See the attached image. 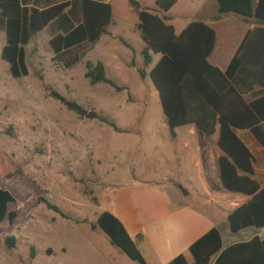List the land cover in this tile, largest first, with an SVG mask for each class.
Instances as JSON below:
<instances>
[{
	"label": "rangeland",
	"instance_id": "rangeland-1",
	"mask_svg": "<svg viewBox=\"0 0 264 264\" xmlns=\"http://www.w3.org/2000/svg\"><path fill=\"white\" fill-rule=\"evenodd\" d=\"M140 1L148 9L157 8L155 0ZM112 5L119 40L107 47L102 42L93 44L74 68L64 69L51 60L48 51L52 49L42 39L52 27L39 45L36 42L40 53L29 50L28 77L13 79L0 63V166L12 157L22 168L17 177L0 180V188L15 197L11 210L18 212L14 225L6 222L2 226L0 264H137L112 245L97 221L101 213L110 211L115 186L135 179L130 167L139 169L145 163L156 169L170 160L163 155L170 141L159 94L152 92L155 89L149 79L142 80L137 69L126 63L133 59V50L123 40L136 51L142 49L141 35L135 29L137 15L129 0H112ZM193 6L180 0L168 14L177 31L193 21ZM216 6L215 0H208L194 20L207 21ZM159 59L155 56L156 62ZM89 61L105 63L108 77L130 89L118 93L105 84L91 86L85 78ZM49 89L116 122L123 133L96 120L80 119L52 99ZM158 178L170 179L175 200L203 207L204 200L194 201L203 193L184 186L189 193L184 196L179 189L176 181L187 178L179 177L177 170ZM42 198L62 214L50 211ZM218 204L225 211L231 208ZM226 226L227 222L221 225L226 243L229 238L259 232L251 228L234 235ZM9 237L17 240L13 250L5 243Z\"/></svg>",
	"mask_w": 264,
	"mask_h": 264
},
{
	"label": "trees",
	"instance_id": "trees-1",
	"mask_svg": "<svg viewBox=\"0 0 264 264\" xmlns=\"http://www.w3.org/2000/svg\"><path fill=\"white\" fill-rule=\"evenodd\" d=\"M216 1L219 6L216 21L235 15L254 20L258 25L247 35L226 72L210 63L217 43L213 28L203 21H194L177 34L166 14L176 7L178 0H156L154 10L144 7L140 0H129L138 18L136 29L145 43L140 54L143 64L137 66L132 61L130 67L137 69L142 80L149 79L158 92L173 140L178 129L189 126H195L202 138L219 134L218 147L223 153L219 158L221 189L251 198L228 218L231 232L238 234L251 228L264 229V189L254 179L256 159L238 136V131H247L264 149V91L259 98V86L264 88V28H259L264 25V0ZM112 25H115L113 6L103 0H0V31L6 34L2 60L9 65L13 79L28 77L26 48L52 27L55 28L50 40L52 61L69 70L82 62L93 44L109 35L108 28ZM122 42L133 50L126 41ZM155 56L160 57L158 62ZM86 69L85 78L91 86L105 84L117 92L127 90L108 77L103 62L89 61ZM49 93L80 119L96 120L123 133L116 122L97 111L86 109L54 89H49ZM201 146L204 148L202 143ZM21 172L20 165L7 157L0 166V180H11ZM40 201L50 211L62 214L47 199ZM14 202V195L0 188V237L6 222L16 223L18 212L11 210ZM97 224L131 261L147 264L139 248L142 238L133 239L111 211L101 213ZM5 243L13 250L17 240L9 237ZM190 252L193 264H264V240L255 237L224 249L218 228L192 245ZM34 253L33 248L32 257ZM170 264L189 263L180 255Z\"/></svg>",
	"mask_w": 264,
	"mask_h": 264
},
{
	"label": "crops",
	"instance_id": "crops-1",
	"mask_svg": "<svg viewBox=\"0 0 264 264\" xmlns=\"http://www.w3.org/2000/svg\"><path fill=\"white\" fill-rule=\"evenodd\" d=\"M188 1L192 2L194 5V18L202 14L200 13L202 8L208 3V0ZM103 2L112 4V0H103ZM179 2L180 0H178L176 7ZM198 2L203 3L199 6ZM216 4L217 8L215 14L207 21H204L217 32V43L210 57V63L223 72H226L247 35L255 30L258 25L254 20L248 21L235 15L225 16L222 20L216 21V18L219 16L217 1ZM168 14H170V12ZM168 14L166 15L168 16ZM194 18L192 22L195 21ZM169 19L170 23L174 25L170 17ZM137 23L138 18L135 24L137 25ZM115 26L116 17L115 25L108 28L109 35L103 36L95 44L102 42V47H107L110 46L111 43L118 41L120 36L114 32ZM183 28L184 27H182L181 31H177L176 29L177 34L182 33L184 30ZM259 28H264V25H259ZM48 29L40 33L26 48L28 64L29 50L33 52L37 49L38 53H40V48L36 46V42L38 45L40 44V40ZM47 33L49 35L42 40L50 45V40L55 33V28H51L50 33ZM5 45L6 34L0 31V63L9 70V65L2 60V50ZM144 48L145 43L143 42L141 50L136 51L133 49V59L126 62L129 67L132 61H135L137 66L143 64L142 60H138V56H140ZM48 53L52 60L54 57L53 51L51 52L49 50ZM106 68L108 75L107 65ZM120 87L126 88V92L130 89L126 85ZM153 91L156 90H152V92ZM263 91L264 88L259 86V98ZM156 93L158 92L156 91ZM129 96H133V94L130 93ZM164 123L168 126L166 120ZM176 133L177 138L173 140L168 126L167 139L170 142L167 151H165L163 155L165 157L170 156V160L166 159V163L164 165L161 164V166L156 169H151L145 163L139 165V169L134 166L130 167L129 171L131 174L133 173L135 179L116 185V189L113 191V204L110 211L124 224L133 239L139 236L142 238L139 248L147 264H170L180 255H184L188 263L193 264L194 258L190 252L192 245L215 228H218L221 232V225L224 222H227V226L229 225L228 218L230 214L237 207L247 203L251 199L250 197L229 193L221 189L219 158L223 153L218 147L219 134L210 138H202L195 126L180 128ZM238 136L251 150L256 159V175L254 179L257 180L261 188L264 189V149L256 142L249 132L238 131ZM201 143L204 145V148L201 146ZM204 152L206 153L204 154ZM137 165L138 163L136 166ZM137 170H140V172L138 173ZM170 170L175 172L177 170L179 177L187 178L184 182L176 181L179 189L180 186L183 188L186 186L193 188L194 192L203 193L201 195L202 198L197 197V195L194 201L204 200L203 207L205 208L196 206L191 202H179L173 198L170 188V179L158 178V176L169 174ZM221 202L225 205H229L231 208L225 211L221 207V204H218ZM213 210H217L219 214H216ZM224 214L226 215L224 216ZM247 230L234 235H240ZM230 233L233 234L231 230ZM221 235L224 249H227L239 243L249 242L255 237H260L264 240V229L259 230V232L248 234L240 239L229 238L227 243L225 242L222 232ZM218 256L219 255L212 259V263L217 260Z\"/></svg>",
	"mask_w": 264,
	"mask_h": 264
},
{
	"label": "water",
	"instance_id": "water-1",
	"mask_svg": "<svg viewBox=\"0 0 264 264\" xmlns=\"http://www.w3.org/2000/svg\"><path fill=\"white\" fill-rule=\"evenodd\" d=\"M180 189L184 193L185 196H188L189 193L182 186H180ZM111 243H112L113 246H116L115 242L112 241Z\"/></svg>",
	"mask_w": 264,
	"mask_h": 264
}]
</instances>
